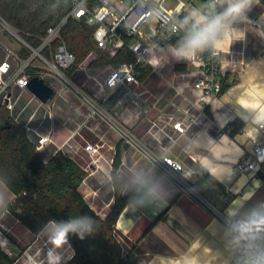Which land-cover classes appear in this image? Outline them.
I'll list each match as a JSON object with an SVG mask.
<instances>
[{"label": "crops", "instance_id": "1", "mask_svg": "<svg viewBox=\"0 0 264 264\" xmlns=\"http://www.w3.org/2000/svg\"><path fill=\"white\" fill-rule=\"evenodd\" d=\"M181 2L186 4L182 16L192 7L204 6L203 0H166V7L175 9ZM153 24L154 20H149L145 24L147 32L142 30L143 25L142 33L149 34ZM238 27L244 38L232 43L230 48L231 42H225L220 49L227 87L217 98L201 100L200 92L192 87L197 67L191 62L175 61L167 54V47H156L148 55L149 71L138 85L118 86L112 92H105L83 72L75 73L77 86L111 115L117 126L100 114L88 116L82 112L77 105L79 96L62 83L57 89L53 87L56 93L48 103L30 89L13 90L20 95L12 111L13 119L34 129L27 130L34 144L39 135L51 132L50 141L40 150L45 161L60 150L88 172L79 190L100 217L105 218L115 202L112 171L117 152L120 153L117 174L123 180L124 195L127 182L138 167L152 165L157 176L164 179L168 194L162 202L131 208L129 193L114 225L122 256L136 264H182L184 252L190 246L192 250H200L204 264H230L235 251L225 246L218 229L225 209L233 200L249 193L252 197L248 204L264 199V175L240 173L236 169L237 162L251 151L253 139L264 143V133L252 123L254 112L258 114L256 123L264 126L261 123L264 121V0H255L246 20ZM0 44L1 61L5 56L3 46L8 45L2 38ZM21 48L22 42L13 49L19 54ZM12 65L16 67L18 60L12 59ZM39 65L40 61L35 59L33 67ZM107 68L91 71L106 74ZM133 91L140 94L138 103L132 101ZM59 97L65 101L57 103ZM63 106L70 108L66 114ZM192 115H197V121L179 134L173 123L179 120L186 123ZM123 130L132 137L124 135ZM199 133H205L217 146L194 149L189 141ZM87 144L95 150H87ZM163 155L183 164L186 174L191 175L187 176L189 183L208 205L180 189L163 169ZM201 169L208 171L201 173ZM209 171L219 178H213ZM0 194L7 201L6 207H0V222L7 226L9 250L24 253L17 263L29 254L45 264L49 245L22 222L21 208L13 207L17 195L1 178ZM73 253L70 248L65 250V263Z\"/></svg>", "mask_w": 264, "mask_h": 264}, {"label": "trees", "instance_id": "2", "mask_svg": "<svg viewBox=\"0 0 264 264\" xmlns=\"http://www.w3.org/2000/svg\"><path fill=\"white\" fill-rule=\"evenodd\" d=\"M69 8L70 0H0V17L36 48L47 28L59 23ZM180 35L181 32L176 34L171 43L175 44ZM61 38L76 57L73 67L66 70L68 76L75 75L78 64L90 52L96 54L89 64L92 71L135 61V54L128 47L131 37H124L123 46L110 55L98 48L93 27L82 19L70 18L62 29ZM60 42L55 40L53 46ZM19 54L27 57L30 51L22 47ZM43 54L49 58V49H44ZM139 68L142 78L149 68ZM30 70L36 72V68ZM222 87V91L227 87L224 80ZM119 163L120 153L117 152L112 171L115 202L111 212L102 218L79 190L88 172L60 150L45 161L30 140L26 127L16 122L10 111L0 104V178L17 195L13 207L22 209V222L34 233L51 219L59 221L74 215H88L97 222L95 233L85 239L70 236L74 254L65 264H136L122 256L121 245L114 236V225L127 200L123 180L117 174ZM14 260L15 257L0 245V264H12ZM230 264H237L236 256Z\"/></svg>", "mask_w": 264, "mask_h": 264}, {"label": "built area", "instance_id": "3", "mask_svg": "<svg viewBox=\"0 0 264 264\" xmlns=\"http://www.w3.org/2000/svg\"><path fill=\"white\" fill-rule=\"evenodd\" d=\"M203 1L205 2V0ZM185 7L186 4L181 2L175 9H169L166 7V0H70V8L67 14L59 23L47 28L38 47L31 46L16 33L17 38L22 42V47L30 51L27 57H19L17 51L5 46V56L0 61V104H3L12 115L20 97L19 94L13 93L14 88L29 90L30 79L38 75L47 81L50 80L49 84L54 88H56L57 83H62L75 89L83 97L84 106L88 108V116L100 114L117 126L113 117L103 110L89 94L79 88L70 76L66 75V70L75 64L76 57L62 41L63 27L70 18L84 20L93 27V37L98 48L110 55L116 54L118 49L123 46L124 37H131L128 47L135 54L134 62H124L117 67L108 66L106 74H93L89 64L96 58V54L90 52L76 68L77 71L83 72L87 78L92 79L100 89L105 92H112L118 86L140 84L141 70L139 66L145 67L149 64L147 57L154 52L156 47L171 45L172 38L180 31L171 32L169 30L170 24H174L176 28H182V25L175 18L182 17ZM149 20H154V24L150 26L149 34H143L141 28ZM118 28L123 30L125 34L118 32ZM55 40L61 42L54 47ZM46 48L50 52L49 58L43 54V50ZM220 56L221 51L218 54L205 52L190 61L197 67L192 87L200 92L201 100L217 98L223 92L224 71L221 67ZM262 57L264 58V49ZM14 58L18 60V65L13 68L12 59ZM35 59L40 61L38 67H33ZM31 68H36V72L31 71ZM131 94L133 103H138L140 94L134 91ZM186 111L188 112V110ZM192 117L186 123L182 120L175 121L173 123L174 129L179 134L185 133L187 128L197 121V115H192ZM26 129L34 131L28 123ZM260 130L264 133V126H260ZM123 133L132 137L130 136L131 133L125 130ZM50 137L51 132L39 135L35 141L37 150L40 151L44 144L50 141ZM86 149L95 150L91 144H87ZM161 165L167 174L176 181L181 190L189 193L199 202L208 205L205 198L198 194L189 183L181 162L171 156L163 155ZM236 169L240 173L264 175V143L253 139L251 151L237 162ZM5 230H7V226L0 222V245L7 247L10 242ZM16 264L25 263H17L16 261Z\"/></svg>", "mask_w": 264, "mask_h": 264}, {"label": "clouds", "instance_id": "4", "mask_svg": "<svg viewBox=\"0 0 264 264\" xmlns=\"http://www.w3.org/2000/svg\"><path fill=\"white\" fill-rule=\"evenodd\" d=\"M254 3L255 0H205L203 7L190 8L182 17L175 18L182 28L170 24L169 30L173 33L180 31L181 35L175 44L167 46V54L175 61L190 62L205 52L218 54L225 42H231L230 48L232 43L244 38L238 25L246 20ZM257 115L252 112V123L260 128L256 123ZM189 144L194 149L216 145L205 133L192 136ZM204 171L208 169L200 172ZM210 175L219 178L212 172ZM129 193L131 208L162 202L168 194L164 179L157 176L152 165L138 167L132 173L125 194ZM251 197L249 193L233 200L225 209L223 223L218 224L225 246L235 251L237 264H264V199L248 204ZM6 204L5 196L0 194V207H6ZM96 230L97 222L88 215L49 220L37 232V236L49 245L45 264H65V250L70 248L73 253L70 236L83 240ZM29 264H37L36 258L32 257ZM182 264H204L200 250H192L190 246L184 252Z\"/></svg>", "mask_w": 264, "mask_h": 264}, {"label": "rangeland", "instance_id": "5", "mask_svg": "<svg viewBox=\"0 0 264 264\" xmlns=\"http://www.w3.org/2000/svg\"><path fill=\"white\" fill-rule=\"evenodd\" d=\"M169 1H172V0H169ZM142 30L144 31V32H147V26L145 25L143 28H142ZM16 33H18L19 35H20V33L16 30V29H14L11 25H9L6 21L4 22L1 18H0V38H2V40H4L5 41V44L6 45H8V46H10V47H13V48H15V47H18L19 46V44L21 43L20 42V40L17 38V36H16ZM21 36V35H20ZM22 37V36H21ZM23 38V37H22ZM24 39V38H23ZM1 46H2V44H0V48H1ZM3 47H5V46H3ZM74 72H76V73H79L78 71H74ZM73 72V73H74ZM71 77V79L72 80H74L73 78H74V76H70ZM76 77V76H75ZM48 82H51L50 80H48ZM73 82H75V84H76V81L74 80ZM78 83V82H77ZM58 84H60V83H57L56 84V89H57V86H58ZM64 85L65 84H63V87H64ZM59 89V88H58ZM78 89V88H77ZM72 90H74V92H75V94L76 95H78L79 96V100L80 101H76L77 102V105H79V107H80V109H81V111L82 112H88V108L86 107V106H84V101H83V97H81V95L75 90V89H72ZM68 100H69V98H67ZM62 101V100H64L65 101V99H63L62 97H59L58 98V100H57V103H59V101ZM71 102H74L73 101V99H71L70 100ZM75 102V103H76ZM63 108H64V112L61 110V111H59V112H63L64 114H66L67 113V109H70L69 107H67V109H66V107L65 106H63ZM59 109V108H58ZM23 215V211L20 209V211H19V216H22ZM9 245H10V243H9ZM2 246V248L8 253V254H10V256H13V257H15V260H14V262L12 263V264H16V261H18V259H19V257H21V255L22 254H24L23 253V250H20V252L19 251H17V253H13L12 251H10L9 250V246H7V247H5V246H3V245H1ZM32 257H34L33 255L32 256H30L29 254H27L26 255V257H25V259H23V261H21L20 263H25V264H29V260L32 258ZM23 258V257H22ZM37 262V261H36ZM37 263H39V262H37ZM40 264V263H39Z\"/></svg>", "mask_w": 264, "mask_h": 264}, {"label": "water", "instance_id": "6", "mask_svg": "<svg viewBox=\"0 0 264 264\" xmlns=\"http://www.w3.org/2000/svg\"><path fill=\"white\" fill-rule=\"evenodd\" d=\"M117 31L125 34L120 28ZM28 88L44 103L50 102L56 93V90L43 77L38 75L30 79Z\"/></svg>", "mask_w": 264, "mask_h": 264}]
</instances>
